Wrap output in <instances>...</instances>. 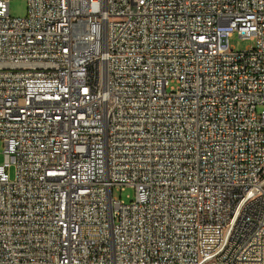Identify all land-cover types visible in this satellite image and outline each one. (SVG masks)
<instances>
[{
	"label": "built area",
	"instance_id": "obj_1",
	"mask_svg": "<svg viewBox=\"0 0 264 264\" xmlns=\"http://www.w3.org/2000/svg\"><path fill=\"white\" fill-rule=\"evenodd\" d=\"M10 1L0 264H264V0Z\"/></svg>",
	"mask_w": 264,
	"mask_h": 264
},
{
	"label": "rangeland",
	"instance_id": "obj_2",
	"mask_svg": "<svg viewBox=\"0 0 264 264\" xmlns=\"http://www.w3.org/2000/svg\"><path fill=\"white\" fill-rule=\"evenodd\" d=\"M8 12L9 16L13 18H22L25 16L26 13V3L24 0H11L8 4ZM228 44L231 48H233L236 51H243L247 48H250L252 46V42L248 40H241L236 35H233L228 39ZM3 145L0 141V164L3 161ZM14 175V169L13 167L9 170V176L10 179L13 178ZM112 195L116 199H120L124 202H128L133 197V190L129 188H125L122 191L113 190Z\"/></svg>",
	"mask_w": 264,
	"mask_h": 264
}]
</instances>
